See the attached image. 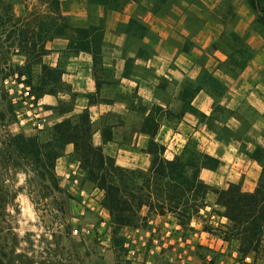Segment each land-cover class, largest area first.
Instances as JSON below:
<instances>
[{"label": "crops", "instance_id": "0c3cea01", "mask_svg": "<svg viewBox=\"0 0 264 264\" xmlns=\"http://www.w3.org/2000/svg\"><path fill=\"white\" fill-rule=\"evenodd\" d=\"M59 2L67 28L48 43L39 60L43 69L56 72L57 85L53 93H48L49 84L40 85L43 114L38 128L87 111L91 144L115 166L147 172L152 144L167 160L193 145L216 160L213 168L198 172L205 185L225 189L233 184L243 192L256 188L262 168L252 155L256 149L264 150V34L252 21L242 26L236 11V19L226 23L213 12L214 5L202 0ZM77 31L88 33L81 37ZM94 34L98 53L91 47H71L91 45ZM229 34L239 37V45L251 52L242 67L232 63L240 55L238 41L224 40ZM35 69L33 78L40 75ZM203 75L215 81L214 87L203 82ZM60 105H67V111L56 113ZM72 152V145H66L54 171L59 185L73 196L71 212L80 216V226L73 232L97 235L108 248L117 232L124 264H145L148 259L153 264H179L177 253L149 247L153 229L176 227L173 215L142 207V222L116 228L100 204L102 192L82 184L84 173ZM208 201L215 204L211 192L205 195L204 202ZM193 230L181 231L189 243L185 264H194Z\"/></svg>", "mask_w": 264, "mask_h": 264}, {"label": "trees", "instance_id": "16d2710c", "mask_svg": "<svg viewBox=\"0 0 264 264\" xmlns=\"http://www.w3.org/2000/svg\"><path fill=\"white\" fill-rule=\"evenodd\" d=\"M48 1L52 8H60L59 0ZM250 5L253 10L264 14V7L259 10L256 2H251ZM4 6H6L5 1L0 0V8ZM9 9L6 7L7 11ZM8 20L12 21L13 18ZM63 22L57 35L67 28L66 21ZM262 23L264 25V20ZM78 33L81 37H85L88 32ZM229 36L233 41L241 42L236 35L229 34ZM96 41L97 37L94 34L91 45L76 44L71 47L73 49L91 47L92 52L96 54L98 53ZM238 55L241 56L240 60L232 63L242 67L251 56V52L242 45L238 48ZM45 70L46 77L44 81L42 80V84H49L48 93H53L57 85L56 72ZM202 80L210 87L216 84L206 75L202 76ZM198 88L199 86H196V89ZM67 109V105H60L56 113L66 112ZM90 138L91 127L87 111L46 126L30 137L9 133L0 136V264L14 263L11 255L16 245V234L10 210L15 206L14 200L17 194L14 188L16 173L24 174L25 184L38 185L40 190H46L49 194L62 193L69 200L70 195L60 187L54 171L56 160L68 144L73 147L72 159L78 162L84 173L81 182L89 183L102 192L100 204L108 211L110 221L116 228L135 227L142 222L144 218L139 214L142 207H146L148 212L160 215L175 214L180 225L182 221L188 224L192 214L197 213L201 208L197 199L202 202L206 193L211 192L216 196L215 204L225 209L221 214L233 225L232 229L235 230L239 243L238 252L243 259L249 253L259 252L264 234L263 149H256L252 155L262 168L259 182L252 192H243L237 185L230 184L225 189H213L200 181L199 170L213 168L216 160L197 152L193 145L184 148L180 156L167 160L159 156L157 146L152 144L149 149L152 156L150 168L147 172H140L115 166L110 157L104 156L101 149L91 144ZM47 206L51 208L49 212L59 210L64 213L62 203L57 204L54 201L51 205L46 204ZM59 226H61L60 237L66 238L68 243H71L69 224L64 223ZM52 235L55 236L53 232ZM72 255L74 258L73 253ZM76 260H78L77 256ZM56 264H61V260L59 259ZM68 264H71V259H68Z\"/></svg>", "mask_w": 264, "mask_h": 264}, {"label": "rangeland", "instance_id": "374dc122", "mask_svg": "<svg viewBox=\"0 0 264 264\" xmlns=\"http://www.w3.org/2000/svg\"><path fill=\"white\" fill-rule=\"evenodd\" d=\"M4 1L6 6L0 8V136L9 133L30 137L44 128V126L37 127L43 114L38 99L41 96L40 85L44 78L39 76L46 73L39 60L46 53L45 47L58 34L59 27L64 23L63 5L54 9L48 0ZM202 1L204 4L214 5L213 12L218 13L224 22L234 21L235 13L238 11V22L240 21L242 26L252 21L254 28L264 34L262 23L264 14L253 10L250 5L251 2H256L260 10L264 7V0ZM6 7L10 9L7 11ZM8 18L13 20L9 21ZM223 38L227 42L232 39L228 36ZM239 46L242 45L238 43V48ZM33 66H36L35 70L37 74H40L37 78L32 77ZM82 184L87 190L92 188L89 183ZM14 188L17 191L15 206L10 210L16 234V245L11 255L13 264H56L59 259L61 264H68V259H71V264L77 262L80 264H124L122 238L117 232L114 231L112 234L111 248H108V244L102 243L103 239L98 238L97 235L92 233L80 235L73 232V229L78 228L81 222L78 221L80 216L77 211L73 213L70 210L73 196L66 189L61 187L70 195L69 200L62 193L49 194L46 190H40L38 185L25 184V176L22 172L16 173ZM204 200L200 202L197 199L198 205L201 207L204 204L213 205ZM54 201L57 204L62 203L64 213L59 210L49 212L51 208L46 207V204L51 205ZM216 210L220 214L225 211L220 205L216 206ZM172 215L176 219L177 216ZM192 218L195 221L196 230L211 231L213 229L212 233L222 235L227 242L226 249L220 253L209 249L202 240L194 237L192 241L194 264H264V234L259 252L249 253L247 255L249 261H244L243 256L238 252V238L235 230L232 229V223L227 221V224L222 227L220 225L212 227L208 224L206 217L193 213L190 219ZM176 222L178 223L177 219ZM64 223L70 226L71 243H68L66 238L60 237L61 226L59 225ZM181 223L182 231H189L186 221ZM71 250L74 252H69ZM76 256L79 261L76 260Z\"/></svg>", "mask_w": 264, "mask_h": 264}, {"label": "built area", "instance_id": "2783aa9c", "mask_svg": "<svg viewBox=\"0 0 264 264\" xmlns=\"http://www.w3.org/2000/svg\"><path fill=\"white\" fill-rule=\"evenodd\" d=\"M216 204L209 205L204 204L199 208L197 214L206 217L208 219V224L212 227L220 225L221 227L227 224V219L217 212ZM189 229L193 230L192 234L202 240L203 244L209 249L216 250L222 253L226 247L227 242L222 235L212 233L214 230L205 231L203 229L196 230L195 221L193 218L190 219L188 223ZM182 229L179 223L173 229H166L160 231L159 229H153L151 236L149 238V247H154L156 251L160 253H177L178 263L185 264L189 252V243L186 238L181 233ZM133 254V250L130 248L128 251ZM244 261H249V256L244 257ZM145 264H153L151 259L146 260Z\"/></svg>", "mask_w": 264, "mask_h": 264}]
</instances>
